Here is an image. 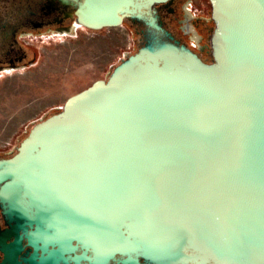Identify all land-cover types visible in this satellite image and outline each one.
Listing matches in <instances>:
<instances>
[{
  "label": "water",
  "instance_id": "water-1",
  "mask_svg": "<svg viewBox=\"0 0 264 264\" xmlns=\"http://www.w3.org/2000/svg\"><path fill=\"white\" fill-rule=\"evenodd\" d=\"M72 1L101 29L169 0ZM210 3L213 61L148 42L0 158L4 262L264 264V0Z\"/></svg>",
  "mask_w": 264,
  "mask_h": 264
},
{
  "label": "flooded vegetation",
  "instance_id": "flooded-vegetation-1",
  "mask_svg": "<svg viewBox=\"0 0 264 264\" xmlns=\"http://www.w3.org/2000/svg\"><path fill=\"white\" fill-rule=\"evenodd\" d=\"M76 4L72 0H0V72L23 69L33 64L37 57L34 41L55 37H75L78 28H86L75 22ZM149 17L154 25L149 24ZM125 23L132 48L126 58L148 42H167L195 53L205 62L213 61L210 36L214 29L210 0H169L155 3L146 19L126 17ZM0 154V158L11 156ZM9 224L0 203V264L4 262L5 244L13 235L5 233ZM21 233V231H19ZM20 250L15 254L16 264H31L25 260L33 247L22 235ZM81 250L76 249L75 253ZM40 254V250L38 253ZM124 256L115 255L105 264H123ZM38 256H36V259ZM139 262L149 263L141 256ZM69 264L72 261L69 259ZM82 264H92L81 259ZM62 264V263H60Z\"/></svg>",
  "mask_w": 264,
  "mask_h": 264
},
{
  "label": "rangeland",
  "instance_id": "rangeland-1",
  "mask_svg": "<svg viewBox=\"0 0 264 264\" xmlns=\"http://www.w3.org/2000/svg\"><path fill=\"white\" fill-rule=\"evenodd\" d=\"M30 66L0 72V154L7 155L30 127L59 111L68 96L95 79L107 78L132 48L125 23L101 29L78 28L75 37L33 42ZM53 81V83H52Z\"/></svg>",
  "mask_w": 264,
  "mask_h": 264
},
{
  "label": "trees",
  "instance_id": "trees-1",
  "mask_svg": "<svg viewBox=\"0 0 264 264\" xmlns=\"http://www.w3.org/2000/svg\"><path fill=\"white\" fill-rule=\"evenodd\" d=\"M55 112H57V111H55ZM50 114H52V113H50ZM50 114H49V115H50Z\"/></svg>",
  "mask_w": 264,
  "mask_h": 264
},
{
  "label": "bare ground",
  "instance_id": "bare-ground-1",
  "mask_svg": "<svg viewBox=\"0 0 264 264\" xmlns=\"http://www.w3.org/2000/svg\"><path fill=\"white\" fill-rule=\"evenodd\" d=\"M52 83H53V81H52Z\"/></svg>",
  "mask_w": 264,
  "mask_h": 264
}]
</instances>
